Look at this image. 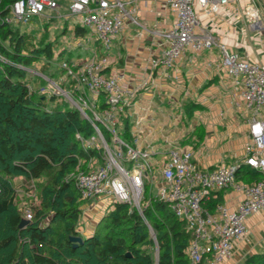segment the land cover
<instances>
[{"label": "built area", "instance_id": "1", "mask_svg": "<svg viewBox=\"0 0 264 264\" xmlns=\"http://www.w3.org/2000/svg\"><path fill=\"white\" fill-rule=\"evenodd\" d=\"M68 1L71 15L81 26L92 30L104 51L102 57L94 52L93 57L82 62H64L62 69L67 72L71 87L60 86L53 91L67 97L91 122L95 135L85 139L77 134V138L85 149L101 154V158L90 160L87 170L78 167L76 188L81 200L97 198L110 204L109 210L116 204L138 205L146 184L144 177L154 175L157 151L152 147L141 148L138 137L126 140L118 126L147 83L129 87L125 85L123 72L106 76L104 70L108 67L114 40L124 30L126 20L138 23L133 15L141 0ZM237 1L165 0L174 21L163 33V52L150 60L148 70L149 78H153L175 68L187 52L197 54L217 46L222 68L232 77L245 108L254 113L248 124L249 141L239 163L201 169L194 163L191 150L169 146L156 199L166 203L193 233L187 250L191 264H224L230 260L237 244L247 235L248 218L264 210V63L243 59L216 39L220 22L233 23L242 15L254 25L262 26L258 7L250 3L239 10ZM60 6L58 0H18L5 21L26 25L33 16L42 15L46 10L55 11ZM125 162L130 164L128 169ZM242 165L259 171L262 178L251 183L237 180L236 174ZM226 190L240 195L237 206L231 208L219 202L210 210L209 202L218 198V192ZM25 219L32 220V215L27 213Z\"/></svg>", "mask_w": 264, "mask_h": 264}, {"label": "trees", "instance_id": "2", "mask_svg": "<svg viewBox=\"0 0 264 264\" xmlns=\"http://www.w3.org/2000/svg\"><path fill=\"white\" fill-rule=\"evenodd\" d=\"M16 1L0 0V264H191L187 250L193 233L157 199L142 214L116 204L82 245L69 240L78 234L81 212L73 175L99 157L85 149L77 134L91 138L95 130L69 102L56 104L53 95L47 103L46 96L29 90L23 68L31 62L25 54L29 36L5 21ZM75 31L83 35L85 28ZM45 44L43 53L51 57L50 43ZM19 176L38 188L42 200L24 227L13 184ZM236 176L247 183L262 178L246 165ZM219 202H209L208 208ZM243 264H264V253L251 254Z\"/></svg>", "mask_w": 264, "mask_h": 264}, {"label": "crops", "instance_id": "3", "mask_svg": "<svg viewBox=\"0 0 264 264\" xmlns=\"http://www.w3.org/2000/svg\"><path fill=\"white\" fill-rule=\"evenodd\" d=\"M254 2L256 0H238L237 5L239 10H243L247 3ZM59 4V9L50 10L52 16L45 12L39 15L44 24L38 32L29 28L28 24H21L24 29L20 28L28 36L42 32L41 37L46 30L53 29L56 36L62 39L69 37L78 46H89L92 41L99 43L88 28H85L83 35H78L75 28L81 25L69 9L64 12L63 4ZM126 7L131 10L130 5ZM133 16L138 23L129 18L126 20L124 30L114 40L104 74L110 76L123 72L125 85L129 87H140L147 83L119 125H123V138L131 141L138 137L141 148L152 147L157 151L152 176V179L159 176L157 187L162 183L161 167L170 144L191 150L194 163L201 169L211 170L222 163L241 162L249 141L248 124L254 113L245 108L232 77L222 68L218 47L197 54L187 52L175 68L149 78L150 60L163 52V33L173 23L174 14L165 0H141ZM217 26L218 42L243 59L264 63L263 25L256 26L242 15L233 23L222 21ZM101 50L96 51L99 57L104 55L102 47ZM65 83L62 82L63 87ZM218 200L235 208L240 195L234 190L220 191L215 201ZM92 203L111 207L101 200ZM92 216L88 214L76 229L77 235L83 239L94 233L97 222ZM247 229V235L237 244L234 256L224 264H240L243 260L239 256L246 253H264V250H251L252 244L247 238L252 231H264V210L248 218Z\"/></svg>", "mask_w": 264, "mask_h": 264}, {"label": "rangeland", "instance_id": "4", "mask_svg": "<svg viewBox=\"0 0 264 264\" xmlns=\"http://www.w3.org/2000/svg\"><path fill=\"white\" fill-rule=\"evenodd\" d=\"M59 3L62 5V10L64 12L68 11L69 9V1L68 0H58ZM259 9V17L262 21V25L264 26V0H256L253 3ZM249 5L248 3L245 7ZM45 13L47 15L52 16V12L50 10H46ZM74 23L75 21L72 20ZM44 21L41 20L40 16H33L28 24L29 28H32L38 32L43 26ZM53 25V24H52ZM13 27H22L21 23L13 21ZM24 29V27H22ZM89 32H92L91 29H88ZM38 34H31L29 36V42L27 43V49L25 54L30 56V64L28 66H23L24 70L26 71V83L28 85L29 90L31 92L36 93L39 96H46V102H49L50 97L53 95L56 97V104L63 102H69L67 97L61 96L58 94L53 93L54 90L58 87H62V82L65 83V88L69 87L71 84L70 78L67 75V72L62 69V64L64 62L71 63V62H82L93 57L94 52H101V46L99 43L92 41L89 46L83 44L81 46L75 45L71 39L68 38H61L56 36V30L50 29V31L46 30L43 37ZM264 36V30H262ZM71 36V35H70ZM50 43L52 48V56L48 57L43 53V47ZM32 50V54H31ZM5 62H8L7 59H3ZM89 97H92L90 93H88ZM55 105V104H53ZM72 105V104H71ZM123 129V125L118 126V131L121 134ZM101 158V154H99ZM98 157V159H99ZM126 168L130 167L128 162H125ZM79 173L78 168L74 173L73 177L76 178L77 174ZM158 177L155 176L153 179L152 177H144L146 182L145 187L143 188V193L140 199V203L138 205L129 204L131 209H135L138 212L143 213L142 210L144 207L148 206L149 203H152L154 199H156V194L158 192ZM13 184L16 188L17 193V204L19 209L24 213V216L27 213H30L33 217L35 216L36 210L41 208L42 200L38 193V188L31 182L25 180L24 177H16L13 179ZM147 199V200H146ZM98 201L97 198L94 199ZM108 204V203H107ZM80 216L79 221L77 224L76 229L80 227L82 222L86 220V216L88 214H92V218L96 220L95 228L100 220L107 216L111 211L114 209L109 210V208H105L104 206H98L96 203H92V201H80ZM103 205V204H102ZM111 206V205H110ZM46 222L48 223L50 220V216L46 217ZM95 231V229H94ZM248 241L252 244L251 250L255 251H263L264 250V231L262 230H255L249 233L247 236ZM246 238V239H247ZM155 248V258L158 260L159 251L158 246L156 244ZM251 253H246L245 255L239 256L243 261L240 264H243L244 261Z\"/></svg>", "mask_w": 264, "mask_h": 264}, {"label": "water", "instance_id": "5", "mask_svg": "<svg viewBox=\"0 0 264 264\" xmlns=\"http://www.w3.org/2000/svg\"><path fill=\"white\" fill-rule=\"evenodd\" d=\"M29 224V220L27 219H23L20 223V227H24L26 225ZM69 240L74 243L75 245H82L84 242V239L81 236L78 235H74V236H70Z\"/></svg>", "mask_w": 264, "mask_h": 264}]
</instances>
